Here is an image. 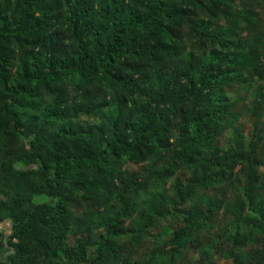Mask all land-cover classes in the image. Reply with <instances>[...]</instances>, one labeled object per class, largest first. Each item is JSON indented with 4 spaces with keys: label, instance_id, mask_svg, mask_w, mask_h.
Masks as SVG:
<instances>
[{
    "label": "trees",
    "instance_id": "1",
    "mask_svg": "<svg viewBox=\"0 0 264 264\" xmlns=\"http://www.w3.org/2000/svg\"><path fill=\"white\" fill-rule=\"evenodd\" d=\"M259 16V0H0V264H143L132 247L167 217L168 248L144 264H176L203 209L240 211L207 192L235 166L259 229L264 142L243 147L230 98L262 75ZM256 95L244 111L264 108ZM123 159L196 174L149 210ZM241 217L226 227L235 246Z\"/></svg>",
    "mask_w": 264,
    "mask_h": 264
},
{
    "label": "rangeland",
    "instance_id": "2",
    "mask_svg": "<svg viewBox=\"0 0 264 264\" xmlns=\"http://www.w3.org/2000/svg\"><path fill=\"white\" fill-rule=\"evenodd\" d=\"M259 4L264 7V0H259ZM264 22V16H259ZM258 47V44H252ZM262 75L259 80L251 83L248 88L237 86L230 94L231 100L235 103L233 106L234 112L238 116V122L241 132L243 133L242 144L246 148L249 141L256 139L253 135L256 134L261 143L264 142V108L259 106L254 112L244 111L256 98V90L262 89L264 93V62L262 64ZM264 100V96L262 97ZM159 165L157 169L150 166L147 161L135 163L133 161L123 159L121 160V167L128 172H136L139 178L134 184V193L132 199L141 206H148L151 202L152 207L149 210H160L164 205H169L170 198L173 197V191L176 183L183 185L184 182L195 176L196 171L179 167L177 170L169 174L168 172H161L159 176L156 170L162 168ZM240 166L233 167L232 182L224 181L214 185L209 189L208 194L211 197L219 198L223 202H228L234 206L241 205V214L239 237L243 242L236 246L231 244L228 237H226V227L237 214L234 212H223L211 210L207 212L203 209L204 214L207 215V225L205 227L198 224H189L186 228V236L190 240L186 246L180 249L176 264H232V259L226 254L233 252L240 260L248 261L251 264H259L260 254L257 250L264 252V224L258 229H250L247 220L248 207L241 185L243 183V173L239 170ZM258 174H264V166L260 165L255 170ZM261 198L264 202V185L260 188ZM200 206L196 200L185 204V208ZM194 210V209H193ZM102 211V210H101ZM264 211V204H263ZM103 212V211H102ZM128 221V220H126ZM166 219H160L157 223H153L149 228L147 236L142 235L138 244L131 249V258L139 260V262L148 263L153 256L157 259L153 250L163 251L168 248L167 241L171 238V228ZM7 234V229L4 230ZM73 237L70 236L68 244L71 245ZM207 250V253H203ZM91 249L88 253L91 254ZM160 264H168L161 262Z\"/></svg>",
    "mask_w": 264,
    "mask_h": 264
},
{
    "label": "crops",
    "instance_id": "3",
    "mask_svg": "<svg viewBox=\"0 0 264 264\" xmlns=\"http://www.w3.org/2000/svg\"><path fill=\"white\" fill-rule=\"evenodd\" d=\"M6 228H7V224H5V223L0 224V230L6 229Z\"/></svg>",
    "mask_w": 264,
    "mask_h": 264
}]
</instances>
